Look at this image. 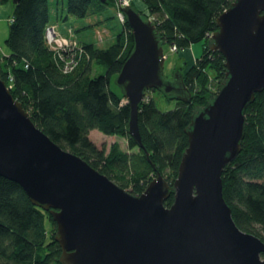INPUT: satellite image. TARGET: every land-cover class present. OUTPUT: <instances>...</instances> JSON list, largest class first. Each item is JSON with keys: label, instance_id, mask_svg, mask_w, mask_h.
I'll return each instance as SVG.
<instances>
[{"label": "water", "instance_id": "1", "mask_svg": "<svg viewBox=\"0 0 264 264\" xmlns=\"http://www.w3.org/2000/svg\"><path fill=\"white\" fill-rule=\"evenodd\" d=\"M123 12L134 50L116 85L130 107L128 132L151 162L139 128L146 94L191 102L192 92L181 72L165 76L156 25L133 6ZM216 23L211 50L225 58L226 81L186 130L173 185L151 162L157 172L140 196L53 142L0 78V176L52 216L61 264H264V241L237 226L222 180L242 151L245 111L264 92V0H235Z\"/></svg>", "mask_w": 264, "mask_h": 264}, {"label": "trees", "instance_id": "2", "mask_svg": "<svg viewBox=\"0 0 264 264\" xmlns=\"http://www.w3.org/2000/svg\"><path fill=\"white\" fill-rule=\"evenodd\" d=\"M115 1L106 0L105 4L111 2L116 8ZM137 1L146 8L148 17L137 10L144 19L155 18L153 23L163 45L184 50L200 42L210 43L202 58L184 75L192 92L191 102L177 100L175 109L162 112L151 97L139 109L142 141L151 162L172 186L189 146L186 130L197 106L207 105L214 98L208 89L211 73L221 83L226 81L225 58L211 50L209 36L218 29V17L235 0ZM11 2L0 0V4ZM96 2L104 4L101 0H69L68 12L85 18ZM49 23V0H21L14 5L6 40L10 55L0 53V78L53 142L134 196L142 195L157 171L128 132L130 107L123 92L119 87V92L112 89L113 80L134 50L129 24H122V33L108 48L84 44L90 59L64 74L45 40ZM163 95L169 101L176 100ZM245 115L242 151L224 169L223 195L237 226L264 241V92L256 94ZM93 130L125 138L132 153L122 151L118 143L109 152L98 147L90 139ZM174 200L172 191L166 206L171 207ZM46 219L53 226L50 231ZM56 230L48 212L36 207L17 183L0 176V264H61L62 249L55 241Z\"/></svg>", "mask_w": 264, "mask_h": 264}, {"label": "rangeland", "instance_id": "3", "mask_svg": "<svg viewBox=\"0 0 264 264\" xmlns=\"http://www.w3.org/2000/svg\"><path fill=\"white\" fill-rule=\"evenodd\" d=\"M68 1L69 0H49V13L50 20L54 23L60 22V24L68 23V25L75 28V36L84 42H89L90 44H96L98 47L108 48L112 44L110 42L111 36L108 35L109 32L113 31L115 33H120L123 29L122 23L120 22L117 16V9H115L114 4L111 2L108 4L94 3L90 8V12L85 18H77L73 15H70L68 12ZM116 3V1H115ZM141 4L140 1L134 4L136 8ZM3 5V4H1ZM13 5V3H12ZM116 6V5H115ZM138 10L144 11L146 8L142 6ZM147 13L144 14L146 16ZM69 19L66 21V18ZM148 17V15H147ZM153 20L155 18L152 17ZM149 20V19H147ZM82 24V25H81ZM73 35V34H72ZM74 36V35H73ZM74 36V37H75ZM210 40V38H209ZM210 43L200 42L192 45V47L184 49V50H176L174 51L170 45H163L164 52L166 56L164 72L165 76L168 79H172L177 72H181L183 75L197 63V59H201L204 55V49ZM1 47L6 48L5 44H0ZM1 53V52H0ZM185 64V65H184ZM184 65V66H183ZM116 80L114 79L112 82V89L114 91L119 92V88L116 85ZM220 79H215V75L211 73L209 78L208 89L210 92V96H216L220 91L221 85ZM153 97L160 111L168 112L176 108L177 100L169 101L167 98L159 91H149L146 94V99ZM205 106V105H204ZM203 106H197L196 112H198V108ZM103 140L98 141V139H91L98 147H105L109 152L110 148L118 143L122 151L127 153H132V151L128 147V142L125 138L118 136H105L103 135ZM138 152V149L135 150ZM46 226L48 231L53 227L49 219H46ZM57 231V230H56Z\"/></svg>", "mask_w": 264, "mask_h": 264}, {"label": "built area", "instance_id": "4", "mask_svg": "<svg viewBox=\"0 0 264 264\" xmlns=\"http://www.w3.org/2000/svg\"><path fill=\"white\" fill-rule=\"evenodd\" d=\"M136 1L116 0L117 16L122 24L127 22L123 9L132 6ZM149 20L153 22L152 18ZM70 33L69 36H62L52 26H47L45 30V40L49 50L52 52L57 66L64 74L72 73L82 61L90 59L86 47L72 35V32ZM211 37L212 34L209 38ZM173 50L176 51L177 48L173 47Z\"/></svg>", "mask_w": 264, "mask_h": 264}, {"label": "crops", "instance_id": "5", "mask_svg": "<svg viewBox=\"0 0 264 264\" xmlns=\"http://www.w3.org/2000/svg\"><path fill=\"white\" fill-rule=\"evenodd\" d=\"M140 3L141 4L138 5V8H136V6H133V7L136 10H138L139 8H142V6H144V5L142 2H140ZM144 8H145V6H144ZM13 11H14V5H12V2L7 3V4H3V5L0 4V44H5V46H6V40L9 37L10 24L13 21ZM68 19H69V17L66 18V21ZM49 26L55 27L56 31L62 36H69V35H71L70 32H72V34L75 36V32H76L75 28L68 25V23L60 24V22L54 23L50 20ZM122 31L118 34L113 32V31L109 32L110 35H108V38H109V36L112 37V38L108 39L112 43L111 45H113L116 42L119 34H121ZM75 38L82 44H90L89 42H84L82 40H79L76 36H75ZM96 47H98V46H96ZM98 48H102V47H98ZM102 49H105V48H102ZM0 52L2 55H5V56L10 55V51H9L7 46H6V48L0 46ZM93 138L98 139V141H102L103 140L102 133H100L97 130L91 131L90 132V139H93Z\"/></svg>", "mask_w": 264, "mask_h": 264}, {"label": "flooded vegetation", "instance_id": "6", "mask_svg": "<svg viewBox=\"0 0 264 264\" xmlns=\"http://www.w3.org/2000/svg\"><path fill=\"white\" fill-rule=\"evenodd\" d=\"M184 65H185V64H184ZM184 65H183V66H184Z\"/></svg>", "mask_w": 264, "mask_h": 264}]
</instances>
